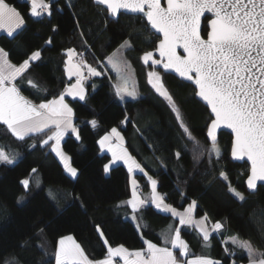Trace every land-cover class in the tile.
<instances>
[{"label": "trees", "instance_id": "16d2710c", "mask_svg": "<svg viewBox=\"0 0 264 264\" xmlns=\"http://www.w3.org/2000/svg\"><path fill=\"white\" fill-rule=\"evenodd\" d=\"M6 2L16 7L25 21L15 39L0 34V46L9 53V60L17 65L32 52H41L39 60L30 62L23 79L16 81L21 90L29 91L41 102L64 92L72 82L65 70L70 48L76 50L79 60L99 67L101 75L85 77L86 102L69 99L80 140L69 133L62 149L78 169L77 179L70 177L48 146H40L46 136L19 141L0 124V149L15 156L14 164H0V264L10 258H16L18 264H55L58 242L67 235H73L91 259L104 258L109 246L144 249L145 241H150L171 247L164 240L165 235L169 239L174 235L169 225L180 228L188 244L187 256L181 257L179 250H174L179 260L201 255L221 264L248 262L247 253L227 239L232 236L249 241L257 253L264 252V186H259L255 193L247 190L249 166L232 159L230 133H217L222 153L218 161L214 155L211 158L200 155L196 142L187 139L167 101L148 84L147 73L153 70L160 73L184 122L204 148L210 146L207 137L210 111L194 95L193 85L164 73L159 65L153 67L151 61L143 62V54L154 53L160 37L154 34L151 42L146 39L149 33L141 31L146 23L142 16L120 13L116 19L101 11L102 6H97L94 0H51V15L32 17L30 0ZM125 40L132 47L121 50L124 56L121 61L127 59L128 71L135 77L140 96L121 101L115 95L117 75L105 60ZM154 58L159 59L155 54ZM29 79L46 91L31 88ZM93 119L97 121L95 127L90 123ZM114 127L147 173L135 176L143 198L151 194L148 181L151 176L157 180V190L166 203L181 210L196 201V216L207 215L210 223L221 221L220 232L212 233L205 242L195 227L180 226L177 218L150 204L136 213L139 218L134 220L131 207L122 203L132 195L128 169L118 164L107 174L103 171L111 157L101 150L98 141ZM33 144L37 147L32 148ZM176 152L181 153L179 159ZM194 156H199V160H194ZM221 171L227 174L228 181L220 178ZM24 179L30 180L28 190L20 183ZM229 183L245 195L243 204L228 192ZM20 196L24 200L18 203ZM96 226L102 230V237ZM40 229H44L42 234Z\"/></svg>", "mask_w": 264, "mask_h": 264}, {"label": "snow or ice", "instance_id": "6c2138e0", "mask_svg": "<svg viewBox=\"0 0 264 264\" xmlns=\"http://www.w3.org/2000/svg\"><path fill=\"white\" fill-rule=\"evenodd\" d=\"M94 3L102 6L101 11L112 17H117L122 10L131 14H143L146 23L141 31H148L146 39L151 42V36L154 34H159L162 38L155 49L160 59H155L152 51L145 52L141 59L145 64L151 61L153 67L162 65L165 70H174L179 77L194 83L196 89L194 95L210 108V123L207 125L209 147H200L158 71L147 73L148 84L167 101L187 139L196 142L200 155L207 154L210 158L214 155L218 161L222 154L217 140L218 130L230 129L234 134L231 156L237 160L247 158V161L251 162L247 188L256 190L258 182H261L260 186H264V0H166V6H162L161 0H94ZM51 7V0L47 3L45 0H30V15L32 17H41L45 13L51 15ZM24 26V18L17 8L9 5L6 0H0V30L15 39ZM56 30L54 27L53 31ZM51 42V39L47 41L49 44ZM131 47L130 41L125 40L107 58L118 75L130 65L126 61H118L116 57L120 55L122 49ZM177 49H182V53H178ZM67 55L65 70L69 79L77 77L76 82L68 85L58 97L36 104L22 94L16 81L23 79L31 66V61L40 59V50L32 52L27 59L16 65L10 62L9 53L0 48V124L5 125L19 141L33 136H46L40 141V146H48L50 152L59 158L70 177L77 179L78 169L72 166L71 157L61 146V142L69 133L80 140L79 130L73 122V109L65 102V97L70 96L86 102V90L83 85L85 77L81 69L86 67L92 76H99L101 73L83 59L79 63H73V56L77 55L74 49H68ZM27 83L37 92L46 91L40 89L31 79ZM127 84V78L122 77V83L116 85L115 95L121 101L125 96L136 100L137 90L134 86L129 89ZM90 123L93 127L97 125L95 119ZM113 140L117 143L113 144ZM122 141L121 133L114 127L98 143L101 149L107 147L111 152V164L123 161L128 165L129 173L136 169L147 175L127 149L123 148ZM31 147L35 148L37 145L33 144ZM175 155L179 159L181 153L176 152ZM199 158L193 157L196 161ZM14 162L15 156L0 149V164L12 165ZM111 164H104L103 171L106 174ZM32 172L35 173L36 169H32ZM219 175L222 180L228 181L224 171ZM148 181L151 184L149 197H138L137 181L132 179V198L122 202L126 206H131L134 220L139 218L135 214L146 210V205L150 204L161 212L178 217L180 225H193L192 214L196 201H192L184 213H179L171 205L166 204L164 197L156 192L157 180L149 176ZM20 183L25 190L29 189V179H24ZM228 192L241 204L246 201L245 195L230 183ZM23 200L24 196H20L17 202ZM207 220L208 217L205 215L200 221L195 222L205 242L209 241L210 233L201 225ZM96 227L102 237V230L99 226ZM222 227V222L216 221L212 231H220ZM39 231L42 234L44 229ZM169 231H174V235L170 239L165 235L164 240L165 245L170 244L171 247H160L150 241H145L146 249L137 251H129L122 245L115 248L109 246L106 256L96 261L88 258L72 236H65L59 240L54 253L55 264H115V258H119L123 264H221L220 261L206 257L181 262L174 250L178 249L181 257L187 256L188 244L181 239L180 228L173 229V226L169 225ZM228 242L225 241L226 244ZM104 243L107 244L106 239ZM230 243L247 253L249 264H264V252L257 253L249 241L232 236ZM228 251L226 247L225 252ZM5 264H18V261L16 258H10Z\"/></svg>", "mask_w": 264, "mask_h": 264}, {"label": "crops", "instance_id": "0c3cea01", "mask_svg": "<svg viewBox=\"0 0 264 264\" xmlns=\"http://www.w3.org/2000/svg\"><path fill=\"white\" fill-rule=\"evenodd\" d=\"M47 3V2H46ZM10 5V4H9ZM12 6V5H11ZM1 33H6L5 31H3V30H0V34ZM7 34V33H6ZM0 48H1V46H0ZM76 56L74 57V61H77L78 63H79V61H78V53L76 52ZM11 62V61H10ZM12 63V62H11ZM17 65H19V64H17ZM85 72V71H84ZM66 74H67V72H66ZM68 75V74H67ZM83 75H84V73H83ZM92 77H94V76H92ZM72 81L73 80H76L77 79V77H75V76H73L72 78ZM85 80H86V78L83 80V84L86 86V84H85ZM72 82H70V84H71ZM70 84H68V85H70ZM68 85H67V87H68ZM86 90V96H87V88L85 89ZM21 92H22V94L26 97V98H28V99H30V100H32L34 103H36V104H39L41 101H38L29 91H27V90H21ZM69 99H74L73 97H70V96H66L65 97V102L66 103H68L69 104V106L72 108V106H71V104H70V102H69ZM76 99H78V98H76ZM73 109V108H72ZM73 122H74V124H75V116H74V118H73ZM118 130V129H117ZM119 131V130H118ZM120 132V131H119ZM108 133H110V132H108ZM107 133V134H108ZM121 133V132H120ZM106 135V134H105ZM67 136V135H66ZM66 136H65V138H66ZM121 136L123 137V135L121 134ZM64 138V139H65ZM64 141V140H63ZM63 141L61 142V146H62V144H63ZM116 141L115 140H113V144L115 143ZM122 145H123V148H127L126 146H125V140H124V137H123V141H122ZM103 152H106V153H108L109 155H110V157H111V159H112V154H111V152H109L108 150H107V147H105L104 149H101ZM127 151H128V149H127ZM69 156V155H68ZM136 160V159H135ZM138 163V162H137ZM134 172H133V174H131V176H133V179H135L136 180V175L137 174H142L141 172H139V170H136V169H134L133 170ZM145 172V171H144ZM131 180H132V177H131ZM132 186V185H131ZM156 192L160 195V196H162L159 192H158V190H157V188H156ZM137 195H138V197L139 198H143V196H142V194H141V189H140V187L137 189ZM132 198V195H131V197L129 198V199H131ZM128 199V200H129ZM164 202L166 203V201L164 200ZM192 203V202H191ZM190 203V204H191ZM166 204H168V203H166ZM169 205V204H168ZM154 206V205H153ZM189 206V205H188ZM188 206L185 208V209H177V208H175L176 209V211L177 212H179V213H184L185 212V210L188 208ZM131 207V206H130ZM155 207V206H154ZM196 207H197V203H196ZM196 207H195V209H194V211H193V214H192V216H193V225H189V226H192V227H195L199 232H200V234L203 236V234H202V232L200 231V228H198V227H196L195 226V222H197V221H200L201 220V218L202 217H204L205 215H203V216H200V217H198V216H196V214H195V211H196ZM174 208V207H173ZM167 214H170V213H167ZM175 218H177L178 219V217H175ZM179 220V219H178ZM213 224L214 223H210V221L209 220H207L205 223H203L202 225H201V227H203L205 230H207L209 233H210V235L212 234V233H218V232H220V231H217V232H213L212 231V226H213ZM179 225H180V223H179ZM180 226H183V225H180ZM230 238L231 237H229V238H227L229 241H230ZM187 243V242H186ZM146 247H147V245H146ZM146 247L144 248V249H146ZM161 247V246H160ZM199 256H201V255H198V256H190V257H187L185 260H181V262H183V261H186V260H191V259H195V258H197V257H199ZM203 257V256H202ZM204 257H206V256H204ZM213 260H215V259H213ZM118 261H120V259L118 260ZM216 261V260H215ZM117 262V261H116ZM244 264H249V262H246V263H244Z\"/></svg>", "mask_w": 264, "mask_h": 264}, {"label": "rangeland", "instance_id": "374dc122", "mask_svg": "<svg viewBox=\"0 0 264 264\" xmlns=\"http://www.w3.org/2000/svg\"><path fill=\"white\" fill-rule=\"evenodd\" d=\"M45 2H46V0H45ZM70 49H74V48H70ZM75 50V49H74ZM75 52H76V50H75ZM112 54V53H111ZM110 54V55H111ZM109 55V56H110ZM76 56V55H75ZM75 56H73V63H78L77 61H74V57ZM108 56V57H109ZM107 57V58H108ZM107 58H106V64H107V66L108 67H110L112 70H113V72L117 75V83L116 84H120V83H122V77H126L127 78V80H128V84H127V87L129 88V89H131L133 86L135 87V89L137 90V92H138V98H139V96H140V92H139V90L136 88V86H135V83H134V80H135V77L133 78V74H131L129 71H128V69L127 70H125V71H123L120 75H118V73H117V71L116 70H114L113 68H112V66L108 63V60H107ZM124 58V56L122 55V52L120 53V55H118L117 57H116V59L118 60V61H121V59H123ZM67 60H68V55H67V59H66V62H67ZM78 61H80L79 59H78ZM126 61H127V59H126ZM88 65H91V64H89L88 62H86ZM129 64V63H128ZM91 67H93V68H95L96 69V71L97 72H100L101 73V71H100V69H99V67H97V66H93V65H91ZM82 70V73H84V71H86L87 70V68L85 67V68H82L81 69ZM91 75V74H90ZM68 76V75H67ZM91 77H92V75H91ZM95 77V76H94ZM132 79H133V81H132ZM76 82V80H73L72 81V83L71 84H74ZM84 85V84H83ZM84 88L86 89V86L84 85ZM125 99H131L130 97H127V96H125ZM115 143H117V142H115ZM114 143V144H115ZM127 149V148H126ZM128 153L135 159V157L129 152V150H128ZM111 161H112V159H110V161L107 163V164H111ZM137 161V160H136ZM118 164H123L127 169H128V165L127 164H125L123 161H118V162H116L115 164H111V167H110V169L113 167V166H115V165H118ZM72 166H73V164H72ZM73 167H75V166H73ZM76 168V167H75ZM134 172V171H133ZM133 172L131 173V174H133ZM132 179H133V176H132ZM67 236H72L73 237V239L76 241V243H78L80 246H81V244L75 239V237L73 236V235H67ZM65 237V236H64ZM62 238V237H61ZM60 238V239H61ZM239 238V237H238ZM181 239H183L182 238V236H181ZM240 240H242V241H247V240H245V239H242V238H239ZM184 240V239H183ZM185 241V240H184ZM186 242V241H185ZM157 245V244H156ZM119 246H121V245H119ZM123 246V245H122ZM158 246V245H157ZM116 247H118V246H116ZM125 247V246H124ZM162 247V246H161ZM81 248H82V246H81ZM112 248H115V247H112ZM125 248H127V247H125ZM254 248V247H253ZM83 249V248H82ZM129 251H137V250H141V249H129V248H127ZM255 249V248H254ZM256 250V249H255ZM86 254V253H85ZM199 257H202V256H199ZM204 257V256H203ZM89 258V257H88ZM206 258H210V259H212L213 260V258H211V257H209V256H206ZM90 260H93V261H96V260H100V259H103V258H100V259H91V258H89ZM119 260V258H115V264H123V262L120 260V261H118ZM117 261V262H116Z\"/></svg>", "mask_w": 264, "mask_h": 264}, {"label": "water", "instance_id": "95a60500", "mask_svg": "<svg viewBox=\"0 0 264 264\" xmlns=\"http://www.w3.org/2000/svg\"><path fill=\"white\" fill-rule=\"evenodd\" d=\"M161 3H162V6H166V0H161ZM120 13H126V14H130V15H140V16L143 17V14H131V13L124 12L123 10H122ZM120 13L117 14V17H115L116 19L118 18V16H119ZM156 35L159 36L160 38H162V36H160L159 34H156ZM205 38H206V37H205ZM158 44H159V42H158ZM157 46H158V45H157ZM177 51H178V53H182V49H177ZM153 54H155V55L160 59V57H159V53H158V52L154 51ZM159 67H160V69H161L164 73L172 74V75L176 76L178 79H180V80H182V81H184V82H187V83L193 85L194 88H195V85H194L193 82H191V81H187V80H185V79L179 77V75H178L174 70H165V69L163 68L162 65H159ZM196 98H197L201 103H203V104L207 107V105L205 104V102H203L199 97H196ZM207 108H208V107H207ZM208 109H209V111H210V108H208ZM220 131H225V132L230 133V134L232 135V142H233V140H234V134H232V132H231L230 129L222 128V129L218 130V132H220ZM231 157H232V156H231ZM232 159H233L234 161H236V162H241V163H242V162H246V163L248 164V166H249V174H248V176L251 174V171H250V170H251V162H250V161H247V158H245V159H243V160H237V159H235V158L232 157ZM248 176H247V178H248ZM247 178H246V181H245V182H247ZM260 185H261V182H258V187H259ZM246 186H247V183H246ZM258 187H257V189H258ZM257 189H256V190H249V189L247 188V190H248L250 193H255V192L257 191Z\"/></svg>", "mask_w": 264, "mask_h": 264}, {"label": "built area", "instance_id": "2783aa9c", "mask_svg": "<svg viewBox=\"0 0 264 264\" xmlns=\"http://www.w3.org/2000/svg\"><path fill=\"white\" fill-rule=\"evenodd\" d=\"M84 77H88V76H90V73L88 72V70H86L85 72H84V75H83Z\"/></svg>", "mask_w": 264, "mask_h": 264}]
</instances>
